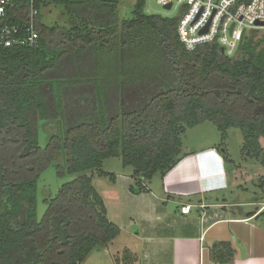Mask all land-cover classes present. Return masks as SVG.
Listing matches in <instances>:
<instances>
[{"label": "trees", "instance_id": "obj_1", "mask_svg": "<svg viewBox=\"0 0 264 264\" xmlns=\"http://www.w3.org/2000/svg\"><path fill=\"white\" fill-rule=\"evenodd\" d=\"M51 4L64 7L67 25L44 22ZM118 4L38 1L39 44L0 45V264H82L121 232L94 185L96 176L115 179L104 161L121 157L133 167L130 191L147 192L183 157L186 131L205 121L222 141L239 128L243 155L264 164L262 41L246 37L233 56L217 42L188 50L181 14L148 13L137 0L122 19ZM29 13L30 3L18 1L2 23L21 24ZM54 161L76 177L45 199L40 219L38 179ZM257 183L264 200V175ZM225 250L214 244L213 259Z\"/></svg>", "mask_w": 264, "mask_h": 264}, {"label": "crops", "instance_id": "obj_2", "mask_svg": "<svg viewBox=\"0 0 264 264\" xmlns=\"http://www.w3.org/2000/svg\"><path fill=\"white\" fill-rule=\"evenodd\" d=\"M182 156L149 181L147 192L132 193V176L123 177L130 193L124 199L133 195L121 209L123 218L119 215L124 223L111 219L108 201L98 190L121 232L82 264H264V200L257 183L264 173L257 172L255 179L242 176L243 166L224 147L182 149ZM229 162L234 165L230 172ZM112 182L118 185L116 174ZM185 205H191L190 212H182ZM214 244H226L231 254L225 250L222 261H215Z\"/></svg>", "mask_w": 264, "mask_h": 264}, {"label": "built area", "instance_id": "obj_3", "mask_svg": "<svg viewBox=\"0 0 264 264\" xmlns=\"http://www.w3.org/2000/svg\"><path fill=\"white\" fill-rule=\"evenodd\" d=\"M18 1L30 3L29 18L21 24L2 23L8 8ZM38 1L47 0H0V45L39 44ZM156 4L165 11L176 8L177 15H182L177 31L188 50L217 42L228 55H235L240 50L238 46L244 30V40L246 37L254 41L260 39L264 47V0H156ZM169 4L171 8L167 9ZM148 10V13H155L151 5ZM162 15L169 16L166 13ZM205 28L206 31H203ZM190 210L191 205L182 207L183 213Z\"/></svg>", "mask_w": 264, "mask_h": 264}, {"label": "rangeland", "instance_id": "obj_4", "mask_svg": "<svg viewBox=\"0 0 264 264\" xmlns=\"http://www.w3.org/2000/svg\"><path fill=\"white\" fill-rule=\"evenodd\" d=\"M136 1L137 0H119L118 13L122 19H126L132 16V11L134 9ZM150 5L153 6L154 10L152 12L155 13H166L169 16H176L178 12L176 8H173L169 11H165L162 7L156 4V0H146L144 8L146 12H149L148 8L150 7ZM43 18L44 22L50 25L68 24V16L66 15L65 9L62 5L59 4H51L49 6L44 7ZM259 40L260 39H257L256 41ZM47 141L48 132L43 129H40V145L42 147H45ZM261 142L264 146V139H262ZM182 144V149L184 151H200L209 147H224L227 150V155L234 160V163L243 166L241 171L243 175H240L246 177H249V175H251V179H255L256 175H258L257 172L264 173V164L262 162L254 158L245 157L243 155V134L239 128H229L227 140L222 141L221 132L215 125V123H213L212 121H205L193 128H189L183 135ZM57 162H63L62 158L58 156ZM57 162L54 161V163L48 165L46 169L41 173L38 179V217L40 219L44 216L48 207V203L45 201V199L50 197V195H55L64 183L76 177L75 175H69L67 173L60 174L58 172V167L56 166V164H58ZM226 165L229 172L232 171V169L234 168L232 162H229ZM103 169L106 172L116 174L119 180L118 185H113V180L110 178V176H96L94 178V185L106 197V200L109 204L108 208L110 210L111 219L114 221H118L119 224L124 223L123 220L120 218L123 214L121 209L124 210L130 205V199L133 195H130L127 200L124 199L125 193H130L126 191L127 188L125 184V179L123 177L131 176L133 172V167L125 166L121 157L114 156L104 161ZM253 186L254 185H252V187ZM112 244L109 245L110 248L116 249L117 243H114L113 245ZM98 248L100 247H97V249Z\"/></svg>", "mask_w": 264, "mask_h": 264}, {"label": "water", "instance_id": "obj_5", "mask_svg": "<svg viewBox=\"0 0 264 264\" xmlns=\"http://www.w3.org/2000/svg\"><path fill=\"white\" fill-rule=\"evenodd\" d=\"M167 9H170L171 8V4L167 5L166 6ZM207 28H205L203 31H206ZM233 29V27L231 28V30ZM244 34H245V30L243 31V34L241 36V39H240V42H239V46L238 48L241 49L243 44H244Z\"/></svg>", "mask_w": 264, "mask_h": 264}]
</instances>
